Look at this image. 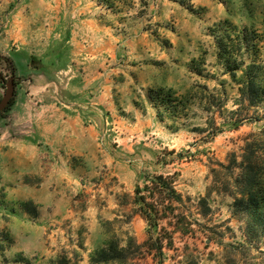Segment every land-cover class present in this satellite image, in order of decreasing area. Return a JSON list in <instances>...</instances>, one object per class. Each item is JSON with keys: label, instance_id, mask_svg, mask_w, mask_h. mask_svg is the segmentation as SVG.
Segmentation results:
<instances>
[{"label": "rangeland", "instance_id": "obj_1", "mask_svg": "<svg viewBox=\"0 0 264 264\" xmlns=\"http://www.w3.org/2000/svg\"><path fill=\"white\" fill-rule=\"evenodd\" d=\"M8 1L0 0V55L17 45L41 58L64 22L74 39L66 74L47 80L91 87L80 105L105 86L113 109L96 118L102 156L76 159L78 172L35 166L16 180L14 168L6 180L0 175V264H158L133 203L136 185L152 175L173 179L185 202L177 213L187 216L179 228L172 215L160 221L164 264H264L263 228H251L234 206L248 190L246 176L264 197V102L244 99L241 72L233 80L227 68L255 61L264 79V0ZM25 58L17 76L25 75ZM0 71L10 73L5 61ZM32 81L23 85H38V75ZM39 93L29 98L43 104ZM0 121L11 124V114ZM109 242L114 259L93 263Z\"/></svg>", "mask_w": 264, "mask_h": 264}, {"label": "crops", "instance_id": "obj_2", "mask_svg": "<svg viewBox=\"0 0 264 264\" xmlns=\"http://www.w3.org/2000/svg\"><path fill=\"white\" fill-rule=\"evenodd\" d=\"M11 2L12 0L8 1V4ZM5 8L6 4L0 2V13ZM63 23L56 26V29L60 31L59 37H54L48 42L49 46L52 44L53 46L41 58H37L38 60L34 55L28 54L25 47L17 48L15 45L7 52V56L14 60L16 70L19 67L18 59L24 55L28 63L32 58H35V65L38 68L34 69L27 63L25 67H22L25 75L17 72L22 83L21 87L16 89V100L9 112L12 123H4V125L0 121V175L5 180L9 178L8 175L12 172V168L15 169V173H13L15 180L18 179V174L20 177L35 166L40 168L41 173L46 174L58 171L69 173L73 169L78 172L81 167L78 160L96 158V154L97 157L102 156L101 149L96 151L97 146H100L97 142L99 129L96 118L103 111L107 112L113 109L107 88L104 86V91L95 95V101L92 98L89 102L80 105L76 100L86 96L87 93H92L91 87L83 86L81 90L74 91L66 83L60 89L59 85H54V79L49 82L46 78V76L53 78L54 72H65L66 74L68 46L74 39L72 29L69 26L67 29ZM2 28H6L3 22L0 23V29ZM10 38L13 39V37ZM15 42L14 39L12 45ZM114 58H117L116 55ZM36 75L40 79L38 85L34 87L23 85V81H29L30 78H33L34 81ZM1 89L0 86V94ZM33 92H40L43 104L34 103L33 98H29ZM84 110L94 113V116L82 115ZM41 114L43 116L40 120ZM29 125L31 126L30 131L27 130L28 128H24ZM42 148L44 149L41 150ZM45 150L53 151L50 153ZM43 186L50 189L53 183L46 181Z\"/></svg>", "mask_w": 264, "mask_h": 264}, {"label": "trees", "instance_id": "obj_3", "mask_svg": "<svg viewBox=\"0 0 264 264\" xmlns=\"http://www.w3.org/2000/svg\"><path fill=\"white\" fill-rule=\"evenodd\" d=\"M243 39L240 45L242 49L246 52H250V36L242 31ZM221 53L225 54V59L227 61V55L229 54L226 50L225 45H221ZM0 61H5L8 68L9 74H4L0 71V86L5 89L7 76L14 77L16 89L18 85V80L20 77L16 74L15 62L10 57H2L0 55ZM30 66L37 69L38 66L35 65V59L32 58L30 61ZM228 72L231 73L233 80H237V71L241 72L240 75V91L244 99L248 100L251 105L258 104L259 102H264V82L260 76L263 67L258 65L255 61H252L249 65L245 66V63L236 64L235 67L227 66ZM241 68H243L241 70ZM17 92L15 90V95L12 98L10 105L7 109L0 114V119L4 118L11 110L15 103ZM2 95H0L1 99ZM234 129L240 126V123L233 125ZM143 178V176H142ZM144 187L137 184L134 190V200L133 203L137 207L141 217L145 220L148 225V236L149 239L146 241V245L152 250H156V256L159 257L158 264H164L163 260L165 257L163 248L164 241L166 238L161 237L159 234V224L163 219L168 218L172 215L175 221L176 228H179V223L186 219L185 212L177 213V210L184 208V199L180 193L177 192L173 179L167 176L157 175L149 176L146 178L144 176ZM246 184H248V190L243 191L241 198L236 199L234 206L241 208L248 218V224L251 228L260 226L264 230V197L260 195L257 191L253 189L254 179L246 176ZM201 204L206 203L205 199L200 200ZM183 211V210H182ZM205 215V214H204ZM179 231V230H178ZM172 239L169 240L168 246H172ZM116 247L114 242H109L107 247L102 249L96 255L92 257V262H109L114 259L112 256L116 254ZM111 257V259H109ZM191 258V257H190ZM186 264H199L198 261L194 260L188 261Z\"/></svg>", "mask_w": 264, "mask_h": 264}, {"label": "water", "instance_id": "obj_4", "mask_svg": "<svg viewBox=\"0 0 264 264\" xmlns=\"http://www.w3.org/2000/svg\"><path fill=\"white\" fill-rule=\"evenodd\" d=\"M16 85L14 77H8L5 86V92L0 99V114L3 113L10 105L12 98L15 95Z\"/></svg>", "mask_w": 264, "mask_h": 264}, {"label": "built area", "instance_id": "obj_5", "mask_svg": "<svg viewBox=\"0 0 264 264\" xmlns=\"http://www.w3.org/2000/svg\"><path fill=\"white\" fill-rule=\"evenodd\" d=\"M24 128H28L27 130L30 131L31 130V126L29 125L28 127H24Z\"/></svg>", "mask_w": 264, "mask_h": 264}]
</instances>
